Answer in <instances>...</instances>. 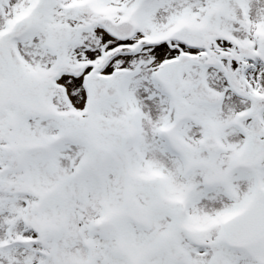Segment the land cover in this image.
<instances>
[{"label": "snow or ice", "instance_id": "1", "mask_svg": "<svg viewBox=\"0 0 264 264\" xmlns=\"http://www.w3.org/2000/svg\"><path fill=\"white\" fill-rule=\"evenodd\" d=\"M0 264H264V0H0Z\"/></svg>", "mask_w": 264, "mask_h": 264}]
</instances>
